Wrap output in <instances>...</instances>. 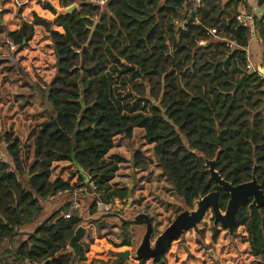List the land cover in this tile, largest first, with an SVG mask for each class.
<instances>
[{"label":"trees","instance_id":"trees-1","mask_svg":"<svg viewBox=\"0 0 264 264\" xmlns=\"http://www.w3.org/2000/svg\"><path fill=\"white\" fill-rule=\"evenodd\" d=\"M98 1L59 0L61 7L77 3L79 8L54 21L35 13L32 22L23 20L19 29L9 32L21 50L33 38L35 26H44L53 42L57 72L46 92L55 115L33 130L32 161L22 154L19 137L10 132L5 138L9 161L0 163V264H25L29 259L86 263L83 245L79 256L70 246L82 222L79 210L68 218L66 204L33 230L27 225L38 222L44 202L59 191L85 187L75 162L89 174L96 200L118 198L127 204L130 186L113 187L111 181L129 159L110 152L118 135L132 139L135 128L145 130L158 166L186 208L217 192L220 209H227L230 193L212 177L209 161L233 185L256 177L264 191V80L246 68L248 30L237 26L238 13L231 9L243 1L223 6L219 0H202L197 9L186 0ZM43 7L57 15L52 3ZM193 10L196 17L190 20ZM210 27L236 39L239 46L231 50L225 41L209 38ZM206 38L207 44L201 45ZM131 78L149 82L150 94L159 103L122 95L118 83ZM62 161L73 167L74 184L51 179L54 164ZM146 163L144 152L135 151L133 167L144 170ZM252 202L250 197L237 212L235 230L245 228L252 256L264 264V206ZM96 212L94 202L91 214ZM211 228L217 240L221 228L218 223ZM122 229L124 239L114 245L132 246L130 225Z\"/></svg>","mask_w":264,"mask_h":264},{"label":"rangeland","instance_id":"rangeland-1","mask_svg":"<svg viewBox=\"0 0 264 264\" xmlns=\"http://www.w3.org/2000/svg\"><path fill=\"white\" fill-rule=\"evenodd\" d=\"M10 1L0 0V22L3 28V33L0 34V104H3L0 108V141L2 142L5 140L7 133L10 132L13 133V136L19 137L20 145L24 150L22 154H26L28 162H31L34 152V149H32L34 148L33 130L38 129L42 121L55 115L52 104L47 100L46 92L49 89V83L56 75L57 59L53 42L48 36L44 26L41 25L37 26L38 29L35 30L33 38L27 45L22 47L21 50L17 45V50L13 52L15 53V57L20 60V64L24 68L22 73H19L16 66L13 65L11 61L6 59L13 54H10V48L5 42L9 37V27L12 28L14 25L19 24L26 11L24 6H12ZM241 1L249 2L250 9H252L251 11L255 16L257 25L258 37L251 39L250 54L252 60L255 63H259V61L264 62V3L259 4L257 2L258 0ZM45 2L52 3L56 7L57 12L63 8L60 6L59 0H38V3L42 7ZM262 2H264V0H262ZM231 9L238 13V10L234 8V5L231 6ZM48 16L50 18H43L54 21L57 17V15L53 12L48 14ZM224 17H228L226 13ZM54 27L57 30L62 31L61 27ZM9 38L12 40L11 37ZM262 65L264 66V64ZM118 86L121 88L122 95L126 97L128 95H130L133 99L145 97L152 100L154 103L156 102L150 94L151 84L147 81L141 80L140 78H131L126 84L118 83ZM158 103L159 102H156V104ZM115 146L116 147H114L111 151H119V147L122 146L124 148L121 149L132 151V154L133 151H143L147 157L146 167L148 168V171L142 174L144 177L141 178L142 184H140V188H144L147 185L148 189V183L152 186L150 193L151 198L144 203L142 210L149 212L148 216L152 223L153 235L150 241L145 243V251L149 249H156L158 247L156 240L158 235L163 233L182 211V202L176 196L168 179L163 178L164 174L156 172L158 170L156 167L159 166H157L158 163L155 164V161L157 162V160L151 158V154L150 156L147 154L149 151L154 150L152 145L146 143L145 134L137 132L133 139L117 138ZM121 165L124 170L129 169L126 172L127 175H129L130 166H133V163L129 161ZM71 167H61L59 173H65L73 178V167ZM133 172L136 175L138 174L137 171ZM131 180H133V178L128 179L130 184ZM141 195L142 194L139 195V203L144 201ZM60 202L61 200L57 199L55 201L48 202L50 203L49 206L45 204L44 213L38 221L41 223L53 212H55V208L59 206ZM134 203L135 202L133 200L131 207ZM122 205L123 208L117 212L124 215L126 204L122 202ZM212 218L213 212L212 210H209L205 214L204 218L198 223L197 228L183 232L178 238L174 239L169 244L171 248L167 252V260H165L163 256V260L166 264H220L217 263L210 255L211 250H214L219 259H223L224 262L228 261V258L233 259V253L237 252L240 256V252L243 251L245 252L244 254H246V249L242 245V242L245 241V236L242 235V232H238L236 234V236L239 237V242L240 240L241 242H234L236 245H233L228 234L229 232L226 233L225 231L223 233V230L225 229H223L222 225L219 223V227L222 229L220 236L217 240L212 238L213 231L211 226L215 223ZM103 222L107 223V230L105 231L104 228L102 229L97 227L96 232L98 235L100 233H104L103 231L114 235L116 240L113 237L107 238L114 251L111 252L112 257L109 258L108 261L104 258L94 257L93 262L95 261L103 264H141V252H139V248H142V239L146 230L139 229L135 234L130 232V230L129 232L133 241L132 246L116 247L114 244H119L124 239V231L120 225L121 221L116 222L117 224L115 226H117V229H115V227L111 224L114 222H107V220H103ZM89 224L87 225V223L82 222L80 224V226H85L80 243L86 249L87 256L91 250V244L95 240V234L93 233L94 229L90 228ZM34 226L35 223L27 225L30 230H33ZM126 251H131L130 256L128 259L118 263L119 254ZM242 263L247 264L244 260ZM145 264H160V260H156L153 256H150Z\"/></svg>","mask_w":264,"mask_h":264},{"label":"water","instance_id":"water-1","mask_svg":"<svg viewBox=\"0 0 264 264\" xmlns=\"http://www.w3.org/2000/svg\"><path fill=\"white\" fill-rule=\"evenodd\" d=\"M79 5L77 3H74L68 7H63L61 10L57 12V17L61 16L63 14L71 13L74 10L78 9ZM196 17V11L193 10L191 12L190 20H194ZM7 60L11 61L13 65L16 66L19 73H22L24 71V68L20 64V60L15 57V53H13L10 57L6 58ZM247 77L245 76L241 83L238 84L240 86L245 82V79ZM220 136L221 132L219 130L218 134V143H220ZM208 165L210 166V171L212 174V177L215 178L220 186H222L226 191L230 193V200L227 205V209L225 210V215H222V211L220 209L219 200H218V193L217 192H211L208 195L199 198L196 200L194 208L195 210H192L190 208H186L184 204L182 203V206L184 207L183 211L178 214L176 219L166 228V230L158 235L157 237V248L153 250H146V244L147 241H150L152 238V223L148 216V214H140L139 217L135 219H128L127 217H124L125 213H128L130 210V207L133 202V195L132 190L136 183V174L133 172V183L130 186L129 194H128V202L124 209V215L119 214L118 212H96L95 214H91V206L94 202H96V198L93 195L94 193V187L91 183V179L89 174L77 163L75 162V167L78 169L80 174L82 175L84 179V184L87 187L88 191L87 193H80L77 195L78 201L82 206H84V199L85 197H88V194H91L92 201L84 207L82 213H80L79 210V216L82 220V223H87V225L90 222H98L100 220H107V222H110L107 218L108 217H115L117 218V222L121 221V226L123 224H128L131 226V232L134 233V227L135 226H142V228L139 229H145V235L142 239V248H139V252H141L140 259L148 258L150 256H153L154 259L160 260V264H166V262L163 260V254L166 250V248L169 246V244L176 238L179 237L180 234L183 232H186L187 230L191 228H197L198 223L203 218V215L205 211L209 208V206H212L215 213V222H221L223 227L229 228L230 231L233 233L234 228L236 226L237 220L236 215L237 212L240 210L241 206L249 200L250 197L253 198L252 205L260 208L261 206H264V191L261 188V185L258 183L256 177L253 178V180L242 183L239 185H233L232 183L226 181L223 179L218 171L215 170L214 161H209ZM63 203L65 206L70 200L74 199V194H67L62 196ZM193 208V209H194ZM81 209V208H80ZM54 213V212H53ZM52 213V214H53ZM86 214L88 216H86ZM89 215H92V217H89ZM85 226H79L75 232V235L70 240V246L74 249L77 256H79L81 252V243L80 240L83 236V230ZM138 229V230H139ZM137 230L135 231V233ZM144 245V247H143ZM131 251L122 252L119 254L118 263L121 261H124L128 259L130 256ZM210 255L213 259L216 260L217 263H220L219 257L216 255L214 250L210 251Z\"/></svg>","mask_w":264,"mask_h":264},{"label":"crops","instance_id":"crops-1","mask_svg":"<svg viewBox=\"0 0 264 264\" xmlns=\"http://www.w3.org/2000/svg\"><path fill=\"white\" fill-rule=\"evenodd\" d=\"M229 1L230 0H219V2L223 6H224L225 3L229 2ZM257 2L259 4L264 3V2H262V0H258ZM10 4L13 6L14 5V0H11L10 1ZM29 5H31V6H29ZM23 6H24V8L26 10L25 13L23 14V19L20 20V23L19 24L14 25V27H12V28L9 27V32L10 31H15V30L19 29L23 20H26L28 22H32L33 19H34V13H37L39 16H42V17L50 18L48 16V14H50L51 12L48 9H45L42 6H40V4L38 3V0H25V4ZM237 10H238V14L239 13H246V14L252 13V11H251L252 9H250V4H249L248 1H246V4L244 2H240L239 5H238V7H237ZM37 26H35V30L38 29ZM251 42H252V40L249 41V46H248L249 51L251 50ZM206 44H207V42L204 45H206ZM257 64H260L261 65V68L264 70V66L262 65V64H264V62L259 61V63H257ZM2 105L3 104H0V108H1ZM137 132H140L142 134H145V130L144 129H142V128H135L134 129L133 138H134V136H135V134ZM117 138L121 139V138H126V137L121 136V135H118L116 137V140H117ZM6 144L7 143L5 142V140H3L2 142L0 141V152L3 153L5 155V157L7 158V160L9 161V158H8V155H7V145ZM33 147H34V143H33ZM121 148H124V147L120 146L119 147V151H111L110 153L111 154H121V155H124V156H126L129 159V161L131 163H134V152L135 151H133V154H132V151H126L125 149H121ZM32 149H34V148H32ZM23 151L24 150H23V148L21 146V152L23 153ZM147 154H148V156H150V154H151V158H153L154 160H156L155 159V156H154V151H149ZM155 164H157L156 161H155ZM64 166H70L71 167V164H70V162H67V161H62V162L55 163L54 164V168H53V172H52L51 179L52 180H55L56 178L60 177V178H62L64 180H69L71 182V184H74L77 181L76 178H72V177H70L69 175H67L65 173H62V174L59 173L60 168L61 167H64ZM130 167H131L130 168V173H129V175H127L126 172L129 169L124 170V168L122 167V165H120V169L116 173L115 178L111 181V185L113 187H123L125 185L131 186V184L133 183V180H131V184H130L128 182V179L129 178H133L132 177L133 171H137L138 174L136 175L137 180H136V183H135L136 184V186H135L136 188H134V190H133L134 191L133 192V199H135V203L130 208L129 212L128 213H125V215H124V217H127L128 219H135V218L139 217L140 214H149V212L142 210V207H143L144 203L147 202L151 198L150 193H151L152 186L149 185V183H148V189H147V185L144 188H140L141 187L140 184H142L141 178L144 177V176H142V174L146 173L148 171V168H146L144 170H140V169L135 170V168L133 166H130ZM156 168L158 169V170L156 169L157 170L156 172H160V174H163L162 173V169L160 167H156ZM163 178L166 179L165 175H163ZM26 180H27V175H23L22 176V181L23 182H26ZM140 194H142L141 197L144 199V201L141 202L142 204L139 203L140 202V199H139L140 198L139 197ZM88 195L89 196L88 197H85V199H84V206L81 207L80 213H82L84 207L87 206L92 201L91 194H88ZM57 199H60L61 200V202L59 203V206L57 208H55L56 210H58V209L62 208L63 205H64L62 197L55 198V199H49L48 201H45L44 202V205L46 204V205L49 206L50 203H48V202H52V201H55ZM192 210H195V208L192 209ZM209 210L210 211L212 210L213 217L215 218V213H214V209H213L212 206H209V208L205 211V213L203 215V218H204L205 214ZM222 215H225V211H222ZM86 216H88V215L86 214ZM89 217H92V215H89ZM107 219L109 221H111V222H114V223H111V224L115 227V229H117V226H115L117 224L116 223L117 222V218H115V217H108ZM39 223H40L39 221L37 223H35L34 228H36ZM217 223L218 224L219 223L221 224V222H217ZM89 227L92 228V229H94L93 233L95 234L94 235V239L95 240L91 244V250L89 252V255L87 256V261H86L85 264H92V263L93 264H103V263H97L95 261L93 262V258L94 257H96V258H104L106 261H108V259L112 257L111 252L114 251V249H113L112 245L109 243V241H108L107 238L108 237L109 238H112L113 237L115 240H116V238L114 237L113 234H110V233H107V232L105 233V231L107 230V227H108L106 225L98 226L97 225V222H90ZM97 227L102 228V229L104 228V230H105V231H103L104 233H100L98 235L97 232H96L97 231V229H96ZM222 227H223V225H222ZM139 228H142V226H135L134 227V233L133 232L132 233L135 234V231L138 230ZM191 229H194V227L191 228ZM191 229H189V230H191ZM223 229H225V230H223V233L225 231H226V233L229 232L228 234H229V237H230V239L232 241L231 243L233 245H236V243H234V242H237V241H238V243L241 242V240L239 242V237H237L236 234L238 232H242V235L245 236V241L242 242V245L246 249V254H244L245 252H243V251L240 252V256H239V254H237V252L236 253H233V257H234L233 259L228 258V261H226L227 259L225 260L226 262H224L223 259L222 260L220 259V264H243L242 263L243 260L247 264H259V262L251 254L250 245H249V242L247 240L248 235H247V232L245 231V228L244 227H239L237 229V231L234 228L233 233L230 231L229 228L223 227ZM189 230H187V231H189Z\"/></svg>","mask_w":264,"mask_h":264},{"label":"built area","instance_id":"built-area-1","mask_svg":"<svg viewBox=\"0 0 264 264\" xmlns=\"http://www.w3.org/2000/svg\"><path fill=\"white\" fill-rule=\"evenodd\" d=\"M106 1L107 0H99L98 2L103 5ZM186 1L189 3H192L194 5V9H197L203 3L202 0H186ZM24 4H25V0H14V5L17 7H21ZM236 24L238 27H243V28L248 30L249 40L257 37V35H258L257 25H256V21H255V16L252 13H248V14L239 13V14H237L236 15ZM221 33L222 32L219 31L218 28L210 27L207 29L206 35L209 38H216V39H220V40L225 41L226 45L231 50L239 46V42L236 39L230 38L229 36L223 35ZM207 39L208 38L202 39L200 41V44L204 45L207 42ZM5 42L10 48V54H12L14 51L17 50V44H15L13 42V40H11L9 37L6 39ZM243 50L245 51L246 68L251 72L258 73L260 78L264 80V70L261 68V65L253 62L248 47L243 48ZM262 90L264 91V85L262 87ZM7 161L8 160L5 157V155L0 152V163L1 162H7ZM93 187H94V189L96 188L94 185H93ZM87 191H88V189L86 186L85 187L84 186L78 187L75 190L65 189V190L59 191L57 193V195L51 197V199L59 198V197H62L64 195H67V194H74V199L70 200L67 203L68 208H67L66 213H65L66 217L70 218L74 211H78L81 208V205L78 201L77 195L80 193H87ZM122 202L123 201L118 199V198H116L115 200L108 202V203L103 202L101 200H96L97 211L98 212H115V211L117 212V211H120L123 208ZM25 264H41V263H39L35 259H29V260H27V262Z\"/></svg>","mask_w":264,"mask_h":264}]
</instances>
